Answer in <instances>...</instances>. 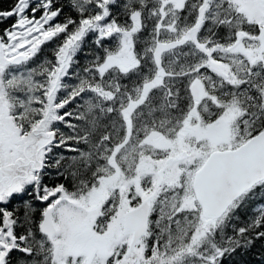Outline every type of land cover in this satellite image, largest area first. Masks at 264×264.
<instances>
[{"label": "snow or ice", "instance_id": "obj_1", "mask_svg": "<svg viewBox=\"0 0 264 264\" xmlns=\"http://www.w3.org/2000/svg\"><path fill=\"white\" fill-rule=\"evenodd\" d=\"M9 20L0 264H225L264 241V0H12Z\"/></svg>", "mask_w": 264, "mask_h": 264}, {"label": "trees", "instance_id": "obj_2", "mask_svg": "<svg viewBox=\"0 0 264 264\" xmlns=\"http://www.w3.org/2000/svg\"><path fill=\"white\" fill-rule=\"evenodd\" d=\"M67 0H60V3H66ZM12 3V0H3V2H0V8H7ZM59 6V4L57 5ZM69 14V10L67 8L64 9V13L58 18L59 21H63L65 16ZM73 16H75V13H72ZM13 20H9L7 23L0 24V32L3 31L4 28L8 27ZM93 37L89 35L85 42H84V49L88 50L92 44ZM54 47L53 43H46L42 46V52L40 54V57L38 59L43 58L44 56L51 57V49ZM80 64L83 66L84 64V57L81 53L79 56ZM74 82V81H73ZM72 107H75V105H72ZM256 203H264V201H257ZM248 212L251 213V208L248 209ZM245 218L242 215V219ZM264 244V241H257L255 247H253L249 252L241 255L237 254L236 256L231 257L230 259L225 260V264H264V256L261 255L262 252H264V249H262L261 245Z\"/></svg>", "mask_w": 264, "mask_h": 264}]
</instances>
